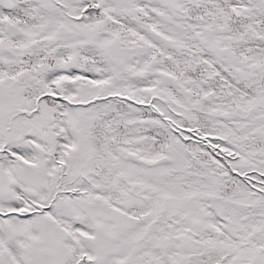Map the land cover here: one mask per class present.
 Instances as JSON below:
<instances>
[{
  "label": "snow or ice",
  "instance_id": "1",
  "mask_svg": "<svg viewBox=\"0 0 264 264\" xmlns=\"http://www.w3.org/2000/svg\"><path fill=\"white\" fill-rule=\"evenodd\" d=\"M0 264H264V0H0Z\"/></svg>",
  "mask_w": 264,
  "mask_h": 264
}]
</instances>
